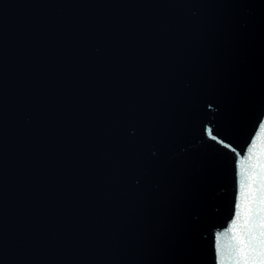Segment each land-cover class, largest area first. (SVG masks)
<instances>
[{"label":"water","instance_id":"1","mask_svg":"<svg viewBox=\"0 0 264 264\" xmlns=\"http://www.w3.org/2000/svg\"><path fill=\"white\" fill-rule=\"evenodd\" d=\"M0 264H264V0H0Z\"/></svg>","mask_w":264,"mask_h":264}]
</instances>
